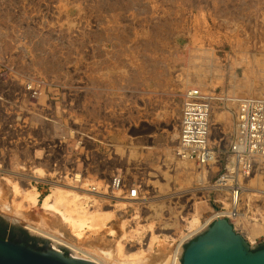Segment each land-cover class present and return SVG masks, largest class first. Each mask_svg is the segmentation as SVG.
<instances>
[{
  "label": "rangeland",
  "instance_id": "obj_1",
  "mask_svg": "<svg viewBox=\"0 0 264 264\" xmlns=\"http://www.w3.org/2000/svg\"><path fill=\"white\" fill-rule=\"evenodd\" d=\"M263 63L264 0H0L1 223L55 248L20 216L38 224L42 214L57 233L44 200L57 185L80 187L89 193L78 194L83 209L113 215L102 233L85 229V238L98 239L92 249L110 255L108 264H135L132 255L141 248L148 258L158 249L170 257L194 231L195 219L205 225L213 212L233 209L230 188L216 187L228 168L236 123V105L224 100L251 97L250 86L261 97ZM191 89L218 98L210 143L217 159L205 168L178 155ZM219 115L228 121H217ZM115 177L126 187L141 186L145 200H122L110 188ZM15 185L39 193L35 206L20 207ZM93 188L99 194L88 192ZM241 188V217L231 223L260 249L264 235L252 240L248 222L264 219V160ZM214 221L183 243V252Z\"/></svg>",
  "mask_w": 264,
  "mask_h": 264
},
{
  "label": "built area",
  "instance_id": "obj_2",
  "mask_svg": "<svg viewBox=\"0 0 264 264\" xmlns=\"http://www.w3.org/2000/svg\"><path fill=\"white\" fill-rule=\"evenodd\" d=\"M216 100L218 98L194 89L185 97L182 108L178 155L204 168L215 164L217 159L215 151L210 147L213 104ZM224 101L236 105V126L228 168L224 170L216 187L219 190L230 188L234 208L240 205L238 198L241 197L244 180L264 160V97L251 96ZM60 178L65 180L63 176ZM73 181L83 184L81 176H75ZM110 188L118 192L122 200L130 203L138 204L145 200L141 186L126 187L121 177L113 178ZM88 191L99 194L97 188ZM227 213L225 216L230 222L239 217L238 210Z\"/></svg>",
  "mask_w": 264,
  "mask_h": 264
},
{
  "label": "bare ground",
  "instance_id": "obj_3",
  "mask_svg": "<svg viewBox=\"0 0 264 264\" xmlns=\"http://www.w3.org/2000/svg\"><path fill=\"white\" fill-rule=\"evenodd\" d=\"M192 90H194V89L187 91V93L185 94V97H187L189 92H191ZM259 90H260L259 95L261 94L260 96L263 97L264 96V88L261 87ZM256 91L257 90L254 87L250 86L248 88L247 92L249 95L252 96ZM217 118H218L217 121H228V119H229L227 116H223V115H219ZM213 129H214V125H213ZM234 129H235V127H234ZM212 133H213V131H212ZM184 168H185V170H184ZM184 168H183V171L185 173H183V175H184L183 177H185V179H187L189 181V180H191V175L189 173L190 169L188 168V165H187V167L185 166ZM17 186L15 185L13 190H14V193H16L18 195L21 194L22 203H19L20 207L28 208V207H30L31 204H34V206H35V204L37 203V200H38L39 193L33 188H31L30 190H23V191L21 190L20 191L17 188ZM76 186H77V184H76ZM76 186H74V187H76ZM90 193L91 194L93 193L95 196L94 192H90ZM78 194H81V195L84 194L85 195V194H89V193H87V190L85 191L84 188L82 189L79 187L78 191H77L75 188L70 187L68 185H59V186L57 185V187L55 188V191L50 196L45 198L44 204H43V207H44L43 212H46V214L53 216L54 219L58 220L57 224H58V227H60L61 229L59 231L56 230L57 233H52L51 231H49L50 225L48 226L47 223H45L46 220L45 221L43 220L42 214L40 215L41 218L39 217L40 223H38V224L33 223L31 221V219H29L27 217L28 215L26 216L24 214H21V216L19 215L22 218L20 220V222L21 221L24 222V220H25L24 224H25V228L27 230H29L33 234L42 236L46 239L53 241L55 248H57L58 251L60 248L65 247V248L71 250L72 254L77 259L82 258L83 260H87V261L93 262L95 264H108L107 258L110 257V255L108 254V252L103 251L104 253L100 254L97 251L92 249L97 244L98 239L96 240V238H93L92 237L93 235L89 238L88 237L85 238V236L89 235V234L88 235L86 234L85 229L88 228V230L96 231L98 234L100 232L102 233L103 232L102 227H104L106 222L109 219H111V217L113 215L102 210L100 207H98L99 205H97L98 208H96V206L95 207L91 206L92 209L94 208L93 210L92 209L88 210V208H87V210H86V208L83 209V207H82L83 203H81V200L79 198L80 195L78 196ZM96 197H98V196H96ZM87 198H88V195H87ZM92 198H94V197H92ZM92 198L90 197L89 199H92ZM239 199L240 198H238V201H239ZM204 208H205V206L200 207L198 209V213ZM235 208H233L231 212L229 211V213L231 214V213H233L234 210H237L236 206H235ZM225 215H226L225 213L213 212L210 219L207 220V223H205V225H200L198 219H195L192 223H190V227H191V229H194V231L190 235H187V236H184L181 238L182 239L181 244H179L175 248V250H173V252L170 254L171 255L170 257L168 255L162 256V253H163L162 249H158V251L154 252V253H157V255L153 254L154 256L148 258L144 255V251H142V248H141V250L139 251V253L137 255H132L136 261L135 264H181L180 260L182 258V254H183V248H182L183 243H185L187 240H189L190 238H192L196 234H199L202 230L206 229L208 226V223H210L214 219H217V217H221V218L225 219L226 218ZM50 216H48V217L50 218ZM239 217H241L240 214H239ZM45 218H47V215ZM32 220H33V218H32ZM36 220L38 221V219H36ZM36 220H34V221H36ZM37 221H36V223H37ZM261 221L262 222L254 221V223L248 222V224H251V225H249V227H250L249 231H250V238L252 240H254L255 238L259 237L262 234L264 235V219H262ZM48 222H50V221H48ZM51 222L54 223L55 221H51ZM69 230H70V232L72 231V233H70V235L72 234V236L66 238L64 233H66V232L69 233ZM53 231H54V229H53ZM96 232L95 233L93 232L94 236H95ZM106 232H108V231H106ZM109 232L113 233L112 230H110ZM98 234H97V237H98ZM152 240H154V238ZM82 244L87 245L88 248L86 249L85 245L83 246ZM152 250H153V241H152V243H150V245L147 249V252L151 253ZM118 253H119V256L125 258V256L123 255V245H120V247H118ZM146 261H148V262L146 263Z\"/></svg>",
  "mask_w": 264,
  "mask_h": 264
},
{
  "label": "water",
  "instance_id": "obj_4",
  "mask_svg": "<svg viewBox=\"0 0 264 264\" xmlns=\"http://www.w3.org/2000/svg\"><path fill=\"white\" fill-rule=\"evenodd\" d=\"M1 227L0 220V231L4 238L17 236L11 231L14 228ZM35 240L39 245H45L46 249L39 250L0 238V264H95L66 255L50 247L42 238L35 237ZM181 260V264H264V248L252 247L228 219L217 217L203 234L189 243Z\"/></svg>",
  "mask_w": 264,
  "mask_h": 264
},
{
  "label": "flooded vegetation",
  "instance_id": "obj_5",
  "mask_svg": "<svg viewBox=\"0 0 264 264\" xmlns=\"http://www.w3.org/2000/svg\"><path fill=\"white\" fill-rule=\"evenodd\" d=\"M8 224H6L5 222L2 224V229H7L8 228V226H7ZM11 231H13L17 236L15 237L14 235V237H10L9 239H6V238H4V236L3 235H1L0 236V238L1 239H4V240H8V241H12V242H14V243H17V244H21V243H23V244H26V245H30V246H32V247H34V248H37V249H39V250H45L46 249V246L45 245H43V246H41V245H39V243L35 240V239H31L30 240V238H28L25 234H24V232H22L20 229H18V228H14L13 230H11ZM262 248H264V246L263 247H261L260 249H262Z\"/></svg>",
  "mask_w": 264,
  "mask_h": 264
},
{
  "label": "crops",
  "instance_id": "obj_6",
  "mask_svg": "<svg viewBox=\"0 0 264 264\" xmlns=\"http://www.w3.org/2000/svg\"><path fill=\"white\" fill-rule=\"evenodd\" d=\"M234 134V133H233ZM138 142H136V144H137ZM140 147V146H139ZM137 148H138V146H137Z\"/></svg>",
  "mask_w": 264,
  "mask_h": 264
},
{
  "label": "trees",
  "instance_id": "obj_7",
  "mask_svg": "<svg viewBox=\"0 0 264 264\" xmlns=\"http://www.w3.org/2000/svg\"><path fill=\"white\" fill-rule=\"evenodd\" d=\"M2 234H1V231H0V236H1Z\"/></svg>",
  "mask_w": 264,
  "mask_h": 264
}]
</instances>
